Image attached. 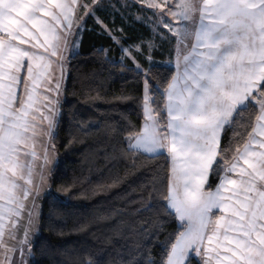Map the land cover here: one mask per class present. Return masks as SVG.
<instances>
[{"label":"snow or ice","instance_id":"1","mask_svg":"<svg viewBox=\"0 0 264 264\" xmlns=\"http://www.w3.org/2000/svg\"><path fill=\"white\" fill-rule=\"evenodd\" d=\"M136 2L152 10L155 31L160 24L167 29L182 69L167 82L161 105L150 94L151 69L144 72L137 62L152 41L125 46L122 28L99 21L100 34L120 50L121 62L130 59L144 78L138 98L143 122L124 138L121 155L167 161L163 175L157 171L151 181L152 193L166 201L161 207L168 215L174 212L178 222L161 264H264V0ZM102 7L101 0H0V243L6 230L16 239L15 229L27 212L21 247L5 246L9 264L8 252L24 256L28 232L39 216L42 169L49 163V147H55L51 142L61 115L68 37L78 36L85 18ZM78 12L83 15L77 17ZM126 98L121 92L113 102ZM249 106L258 110L254 122L235 134V147L232 141L222 146ZM96 131L114 136L121 129L108 121ZM42 136L50 144L42 145L37 184L35 162L41 156L36 144ZM210 175L217 178L214 188ZM140 203L138 213L153 207L151 199ZM129 230L136 229L129 225ZM27 251L31 255L30 247Z\"/></svg>","mask_w":264,"mask_h":264},{"label":"trees","instance_id":"2","mask_svg":"<svg viewBox=\"0 0 264 264\" xmlns=\"http://www.w3.org/2000/svg\"><path fill=\"white\" fill-rule=\"evenodd\" d=\"M96 12L104 24L111 27L114 21L117 29H123L125 46L149 38L148 27L122 9V15L111 9ZM85 20L77 49L67 60L61 115L51 142L55 164L42 198L29 264H86L89 260L92 264H161L178 222L174 212L168 215L161 207L166 201L152 193L151 181L157 171L163 175L167 161L121 155L124 138L143 122L138 98L143 95L144 78L129 60L121 62L120 50L100 34L101 25L92 16ZM109 46L110 52L97 51ZM151 54L153 61L143 59L142 64L145 72L151 69L150 94L162 105L161 94L175 69L162 62L164 54L156 49ZM121 92L127 98L114 103L113 97ZM257 114V108L249 106L234 130L224 135L222 146L232 141L235 147V134L244 133ZM108 121L121 131L114 136L98 134L96 129H103ZM216 181L210 175L208 184L215 186ZM149 199L153 207L138 213L140 201ZM85 223L87 230H78ZM129 225L136 230L130 231Z\"/></svg>","mask_w":264,"mask_h":264},{"label":"rangeland","instance_id":"3","mask_svg":"<svg viewBox=\"0 0 264 264\" xmlns=\"http://www.w3.org/2000/svg\"><path fill=\"white\" fill-rule=\"evenodd\" d=\"M81 2L79 0L78 4ZM84 3H91L92 0H83ZM172 2V0H170ZM178 2V0H177ZM101 3L104 5V7L100 8L101 11H104L106 9H111L112 11H118L119 14L122 15L121 9L126 12V14H129L133 19H135L138 22L144 23L146 27L149 29V38L143 40L145 42L152 41L153 47L149 50L148 53H146L144 56H141L138 58V63L141 66V69L145 72V66L142 64V60L146 59L147 61H153L152 59V51L156 49V51L159 52V54H164V58L162 59L163 63L171 64L174 66L175 72L174 76L177 74L178 71H181L182 69H178L177 67V53H176V46L175 41H169L167 39V29L163 28V25L160 24L159 26V33L154 30L155 25L151 22L153 19H155L152 16V10L147 9L146 7H142L140 3L136 2V0H101ZM135 3V6H133ZM158 11V10H157ZM83 15L82 12L77 13V17ZM114 16V15H113ZM113 16L111 15L109 18L110 20H113ZM93 19L99 23V21H102L101 15L99 13L95 12L92 16ZM104 23V22H103ZM175 23V21H174ZM100 24V23H99ZM73 32H75V29H73ZM81 32V31H80ZM78 39L79 35H70L68 37V50L65 52V61H64V68H65V77L63 80V84L66 78V72H67V60L69 54H71L75 49H77L78 46ZM73 40L76 41V44H73ZM142 40H139L132 44H139ZM161 48V49H160ZM150 57V59H149ZM132 64L133 62L128 59ZM148 62V63H149ZM134 65V64H133ZM135 66V65H134ZM62 84V89H63ZM62 89H61V95H60V101L62 99ZM50 142L48 140L47 136H42L39 138L37 144H36V152L39 156H41V159H38L35 162V175H34V182L39 184L40 183V165L43 163L42 156H43V147L42 145H49ZM55 164V153L54 150L49 147V163L46 167L42 169L43 171V184L40 188V198L36 200V204L38 206V212L39 216L36 218L35 223L31 230L28 232V244L24 245L25 253L24 256L21 257L19 251L15 252L14 254L12 252H8L7 255L11 258L12 264H29V254L27 249L30 247L31 242L33 240V237L35 233L38 231V223H39V217L41 213V202L44 194L46 193L49 184H50V174L51 170ZM223 174V173H222ZM26 204L30 207L31 206V197L26 201ZM27 226V212L25 211L20 218L18 228L15 229L16 231V239L9 238L7 230L5 231V235L3 236V243H0V264H9L7 260H5V246L8 248L15 247L19 249L21 247L20 241L24 240V233H25V227Z\"/></svg>","mask_w":264,"mask_h":264},{"label":"crops","instance_id":"4","mask_svg":"<svg viewBox=\"0 0 264 264\" xmlns=\"http://www.w3.org/2000/svg\"><path fill=\"white\" fill-rule=\"evenodd\" d=\"M77 2H79V0H77ZM242 163V162H241ZM216 184H217V181H216ZM215 186H213V188H214ZM197 259H199V258H197Z\"/></svg>","mask_w":264,"mask_h":264}]
</instances>
